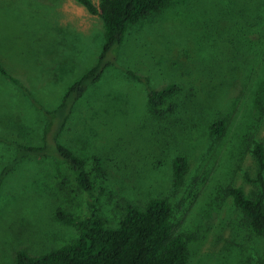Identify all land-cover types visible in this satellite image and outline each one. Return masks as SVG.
<instances>
[{
	"label": "rangeland",
	"instance_id": "obj_1",
	"mask_svg": "<svg viewBox=\"0 0 264 264\" xmlns=\"http://www.w3.org/2000/svg\"><path fill=\"white\" fill-rule=\"evenodd\" d=\"M104 43L101 18L76 0H0V66L19 81L0 71V264L79 234L56 216L86 212L65 165L27 155L1 175L16 146L43 144L47 112ZM108 60L59 138L102 182L99 215L116 226L126 203L166 197L175 232L191 236L188 264H258L264 236L251 232L228 189L259 191L247 175L256 176L255 144L264 146V0H172L131 25ZM173 83L180 92L164 104L169 113L154 114L148 90ZM219 119L225 130L213 136ZM179 155L187 168L175 180Z\"/></svg>",
	"mask_w": 264,
	"mask_h": 264
},
{
	"label": "trees",
	"instance_id": "obj_2",
	"mask_svg": "<svg viewBox=\"0 0 264 264\" xmlns=\"http://www.w3.org/2000/svg\"><path fill=\"white\" fill-rule=\"evenodd\" d=\"M93 15H98L105 29V43L97 63L76 81L65 93L59 106L47 112L49 129L44 131L43 144L16 146V157L4 168V177L17 162L27 155L49 158L65 165L79 189L84 193L85 215H73L58 209L56 216L65 224L76 225L78 236L59 248L33 256L24 250L17 252L15 264H188V241L191 236L177 234L173 220V207L166 197H151L143 206L128 202L116 226L109 225L99 215V198L104 187L96 179L88 161L60 142L76 102L97 82L110 65L108 55L120 46L128 28L160 11L172 0H76ZM0 71L14 83L18 79L9 75L0 66ZM128 74L133 75L131 71ZM180 92V86L170 84L163 89L148 90V105L151 111L164 116L169 110L163 106ZM54 118V120H53ZM54 121V122H53ZM225 130V121L219 119L211 126V134L220 136ZM257 162L254 178L259 191L248 195L242 188H229L235 203L243 211L251 232L264 236V146L255 144L253 150ZM187 168L186 157L179 155L173 161L175 180H180ZM264 264V256L258 259Z\"/></svg>",
	"mask_w": 264,
	"mask_h": 264
}]
</instances>
